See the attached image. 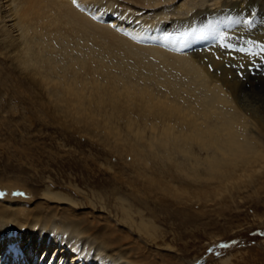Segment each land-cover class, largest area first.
<instances>
[{
	"label": "bare ground",
	"instance_id": "obj_1",
	"mask_svg": "<svg viewBox=\"0 0 264 264\" xmlns=\"http://www.w3.org/2000/svg\"><path fill=\"white\" fill-rule=\"evenodd\" d=\"M4 3L0 57L13 76L1 69L0 86L32 112L30 121L104 148L102 165L119 183L100 185L107 192L79 212L84 204L68 190L2 180L0 264H9L7 253L22 254V264H182L161 252L174 241L160 220L187 228L207 218L209 203L221 214L234 192L262 193L264 95L248 69L264 56V0ZM230 40H241L239 49ZM125 188L131 194L112 209L108 194Z\"/></svg>",
	"mask_w": 264,
	"mask_h": 264
},
{
	"label": "rangeland",
	"instance_id": "obj_2",
	"mask_svg": "<svg viewBox=\"0 0 264 264\" xmlns=\"http://www.w3.org/2000/svg\"><path fill=\"white\" fill-rule=\"evenodd\" d=\"M0 1L1 6H4L6 0ZM175 3L172 5L175 6ZM260 13L261 9L254 10L250 19L246 20L247 23H254ZM148 15L149 13H146L144 16ZM172 16L174 17V15ZM7 20L8 25L10 22ZM167 21L165 19L162 22ZM213 28H216L215 31H219L217 26ZM215 31L211 34H216ZM230 41L233 43H228V47L234 50L239 49L238 42ZM9 68V61L0 57V70L5 71V77L13 76ZM248 70H250L249 76L258 82L257 94H261L262 91L264 95V56H259L257 61L255 59ZM243 78L244 74H241V79ZM11 93L13 92L9 88L5 90V87L0 86V144L3 146L0 147V182L2 180L3 182L20 180L22 183H28V186L33 189L44 190L48 187L54 192L68 190L73 198L78 201L80 199L81 204H84L78 206L77 211L91 210L93 207L88 204V198L92 200L95 198L93 201L97 202V198L93 196L95 192L104 195L107 192L104 191L107 190L106 183H119L113 180L116 170H107L102 165L107 159H110V156L107 158L104 148L93 143L87 137L74 134V132L67 131L56 124L47 123L48 125H46L42 119L30 121L32 112L17 102L11 103L9 100L11 98L13 102ZM84 159L87 160L85 162H89L88 170ZM111 162L118 164L114 158ZM100 163L101 166L98 165ZM72 185H77L78 191L75 187L70 189ZM100 185L103 189L105 188L102 189L103 191ZM114 188L113 186L112 189ZM125 189L124 191L119 189L120 191L116 195L108 194L112 209L117 198H128V195L131 194L130 189H126V191ZM251 194V190H243L241 193L234 192V198L229 203V208L225 207L221 214L216 213L220 209L219 206H212L213 203H209L207 218L187 228H179L177 226L179 222L174 220H166L167 222L160 220L158 224L160 228L168 232L169 242L174 241L172 244L174 248L161 246V252L176 254L182 260V264H223L222 261L229 257L232 264H264V189L257 197H251ZM132 201L133 199L129 202ZM141 210L146 212V216L149 217L148 210L142 208ZM95 212L107 213L97 204ZM108 215L112 216L110 218L114 222L116 221L115 213ZM204 224L206 225L204 226ZM69 262L71 263L72 259L69 261L66 259L63 264ZM77 264L84 263L77 262Z\"/></svg>",
	"mask_w": 264,
	"mask_h": 264
},
{
	"label": "snow or ice",
	"instance_id": "obj_3",
	"mask_svg": "<svg viewBox=\"0 0 264 264\" xmlns=\"http://www.w3.org/2000/svg\"><path fill=\"white\" fill-rule=\"evenodd\" d=\"M73 3L75 4L76 3V0H73ZM21 195H23V194L21 193ZM222 246H224V245H222Z\"/></svg>",
	"mask_w": 264,
	"mask_h": 264
}]
</instances>
